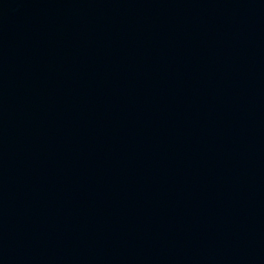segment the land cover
Wrapping results in <instances>:
<instances>
[{"label":"water","instance_id":"water-1","mask_svg":"<svg viewBox=\"0 0 264 264\" xmlns=\"http://www.w3.org/2000/svg\"><path fill=\"white\" fill-rule=\"evenodd\" d=\"M0 264H264V0H0Z\"/></svg>","mask_w":264,"mask_h":264}]
</instances>
